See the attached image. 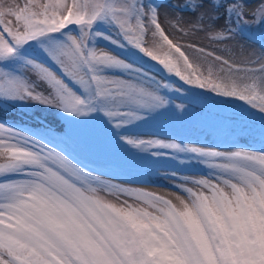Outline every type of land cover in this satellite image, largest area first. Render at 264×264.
Listing matches in <instances>:
<instances>
[{
  "label": "snow or ice",
  "instance_id": "6c2138e0",
  "mask_svg": "<svg viewBox=\"0 0 264 264\" xmlns=\"http://www.w3.org/2000/svg\"><path fill=\"white\" fill-rule=\"evenodd\" d=\"M161 9L178 13H164L168 28ZM197 33L208 44L186 39ZM190 92L242 102L231 105L259 121L264 138V0L252 10L246 0L0 3V106L99 121L137 157L206 170H161L165 196L0 121V264H264V148L131 131L170 108L183 114L188 106L173 97Z\"/></svg>",
  "mask_w": 264,
  "mask_h": 264
},
{
  "label": "rangeland",
  "instance_id": "374dc122",
  "mask_svg": "<svg viewBox=\"0 0 264 264\" xmlns=\"http://www.w3.org/2000/svg\"><path fill=\"white\" fill-rule=\"evenodd\" d=\"M11 0H0V3H8ZM154 3H167L180 6L186 0H153ZM249 10L256 8L260 0H246ZM161 20L166 28L168 24L164 19V13L168 12V19H174L178 13H172L170 9H161ZM190 19L185 16V20ZM171 30V29H169ZM254 46L259 45V32H249ZM186 39L191 42L208 44L203 33L191 35ZM111 48L113 52L126 57L135 63H143L145 67L150 65L141 60L135 51H122ZM235 45H229L234 47ZM205 95L190 92L187 96H174L177 102L185 103L188 107L183 114H178L174 108L161 115L142 123L131 129L139 133L141 139H153L155 135L170 136L181 142H190L201 145L213 146L221 149H230L234 146L260 150L264 148V138L261 137L259 121L241 119L238 110L231 104L242 103L229 100L228 103ZM0 121L19 128L24 132L41 136L51 143L66 151L74 159L92 168L95 172L117 176L122 180L136 182L134 179H144L149 185H136L147 187L148 190L159 192L168 196L171 183L160 174L164 169H176L185 174H203L206 170L198 164L180 168L169 160L155 161L149 157H137L123 148L115 138L111 137L99 121L87 124H77L66 120L56 110L32 105H2L0 106ZM45 133H48L47 135ZM155 134V135H154ZM55 137L54 140L51 137ZM180 137V140L179 138ZM93 164L90 165L86 160ZM2 162V161H0ZM96 165V166H94ZM117 171H120L117 173ZM132 178V179H131ZM153 182H162L165 188L154 187Z\"/></svg>",
  "mask_w": 264,
  "mask_h": 264
},
{
  "label": "bare ground",
  "instance_id": "6f19581e",
  "mask_svg": "<svg viewBox=\"0 0 264 264\" xmlns=\"http://www.w3.org/2000/svg\"><path fill=\"white\" fill-rule=\"evenodd\" d=\"M153 184H157V185H167V184H165V183H162V182H153ZM169 195H170V193L169 192H167Z\"/></svg>",
  "mask_w": 264,
  "mask_h": 264
}]
</instances>
